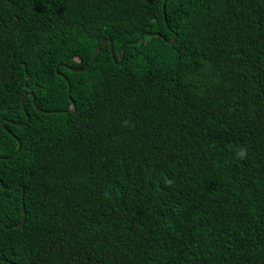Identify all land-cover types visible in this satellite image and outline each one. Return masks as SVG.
<instances>
[{
  "label": "trees",
  "instance_id": "16d2710c",
  "mask_svg": "<svg viewBox=\"0 0 264 264\" xmlns=\"http://www.w3.org/2000/svg\"><path fill=\"white\" fill-rule=\"evenodd\" d=\"M0 264H264V0H0Z\"/></svg>",
  "mask_w": 264,
  "mask_h": 264
},
{
  "label": "water",
  "instance_id": "95a60500",
  "mask_svg": "<svg viewBox=\"0 0 264 264\" xmlns=\"http://www.w3.org/2000/svg\"><path fill=\"white\" fill-rule=\"evenodd\" d=\"M165 1L166 0H164V3H165ZM163 7H164V5H163ZM145 35H150V34H145ZM152 36H155V37H159L160 35L159 34H153ZM142 39V36H140L139 37V39L138 40H136V41H134V42H132V43H136V42H138L139 40H141ZM106 42V40H104V41H102L101 42V44L95 49V51H94V53H93V56H92V58H91V60H90V62H89V65H91L92 64V62L94 61V59H95V57L97 56V54L99 53V50H100V48H101V45L102 44H104ZM168 43H172V41H169ZM109 44H110V47H109V50H110V52H111V55H112V57H113V52H112V43H111V41H109ZM122 49H123V46L122 47H120L119 48V50H118V55H119V62L117 63L118 65L121 63V52H122ZM72 71H79V72H81L83 69H80V70H74V69H71ZM70 92V90H69V88H68V93ZM26 96H27V94L22 98V100H21V103L23 104L24 103V99L26 98ZM33 104H34V107L35 108H37L36 107V103H35V99L33 98ZM27 121H28V117H27V120H26V122L25 123H22V124H18V126H22V125H25L26 123H27ZM20 148H21V145H20V143L18 142V146H17V149L15 150V152H14V154L15 153H17L19 150H20ZM16 188H21L19 185H15V186H13V187H10L9 188V190H13V189H16ZM21 194H23V190L21 189ZM23 222H24V219L19 223V224H17V225H15L14 227H17V226H20V225H22L23 224Z\"/></svg>",
  "mask_w": 264,
  "mask_h": 264
},
{
  "label": "clouds",
  "instance_id": "9594fccd",
  "mask_svg": "<svg viewBox=\"0 0 264 264\" xmlns=\"http://www.w3.org/2000/svg\"><path fill=\"white\" fill-rule=\"evenodd\" d=\"M248 157V149L246 147H238L235 149V158L238 160H244Z\"/></svg>",
  "mask_w": 264,
  "mask_h": 264
}]
</instances>
